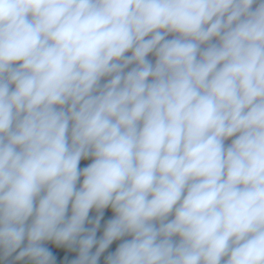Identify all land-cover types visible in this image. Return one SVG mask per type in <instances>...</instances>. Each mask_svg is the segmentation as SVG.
<instances>
[{"label": "clouds", "instance_id": "obj_1", "mask_svg": "<svg viewBox=\"0 0 264 264\" xmlns=\"http://www.w3.org/2000/svg\"><path fill=\"white\" fill-rule=\"evenodd\" d=\"M0 264H264V0H0Z\"/></svg>", "mask_w": 264, "mask_h": 264}]
</instances>
